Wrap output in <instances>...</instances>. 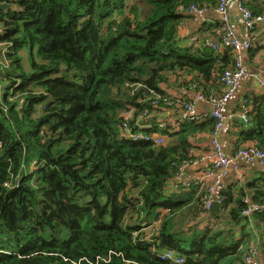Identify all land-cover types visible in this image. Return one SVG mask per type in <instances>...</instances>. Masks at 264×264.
Returning a JSON list of instances; mask_svg holds the SVG:
<instances>
[{"label": "trees", "instance_id": "obj_1", "mask_svg": "<svg viewBox=\"0 0 264 264\" xmlns=\"http://www.w3.org/2000/svg\"><path fill=\"white\" fill-rule=\"evenodd\" d=\"M217 1L0 0L11 5L0 8V264H221L251 241L239 228L256 219L264 229V210L243 214L247 197L264 203L263 188H228L214 214L202 208L206 190L167 192L196 134L216 133L214 118L185 116L177 131L157 119L178 101H164L171 77L208 93L233 64L179 43L185 10ZM263 98L242 132L262 150ZM146 227H157L152 240ZM164 248L183 262L163 259Z\"/></svg>", "mask_w": 264, "mask_h": 264}, {"label": "crops", "instance_id": "obj_2", "mask_svg": "<svg viewBox=\"0 0 264 264\" xmlns=\"http://www.w3.org/2000/svg\"><path fill=\"white\" fill-rule=\"evenodd\" d=\"M238 1L235 0L229 6L228 14L238 38L241 41L248 40L251 43V47L242 52V60L245 67L253 73V77L243 78L234 95L221 109L225 119L222 129L217 132L216 139L221 144L226 155L233 158L234 163L238 167L233 164L227 167L222 174L215 193V200L221 202V207L217 211L222 208V192L228 188H233L234 195H238L241 189L251 194L260 188L264 189V168L258 162H248L239 155L240 149L247 144L253 143V141H245L242 132L253 125L249 113L255 109V99L261 96L264 97V87L260 84H264V23L257 24L252 30L250 37L246 39L244 35V19L238 9ZM242 1L253 11L256 9L257 12L264 13V0ZM184 14L186 17L179 27V43L187 47H207L209 51L212 50L216 54H230L227 64L229 66L233 62L230 51L222 45L217 48L209 46L212 42L219 43L223 29L222 17L217 12L216 6H210L202 14L195 15L188 12H184ZM6 61L5 64L7 65L8 62ZM185 79L184 75L179 80L176 77H171L169 83L162 85V90L177 98L194 102L195 105L190 114L196 117L193 119L196 123L203 122L210 118L211 104L206 100H198L197 94L201 91L197 90L194 85L188 83ZM187 80H189V76H187ZM220 86L217 81L215 87L213 86L214 88L211 90L218 92L221 90ZM242 112H245L249 117L248 126L245 125L240 117ZM185 116H187L185 109L180 107L167 108V110L161 111L157 121H164L163 123L170 131H177L180 129L181 121ZM212 138L213 136L208 132L201 131L192 139V161L184 165L180 173L167 186V192L172 194L175 200L190 197L194 188L198 190L197 195L207 189V182H200V179L205 171L214 169L217 162L211 145ZM187 207L188 205L185 206V209ZM207 218L212 219L209 215H203L199 221H206ZM261 224L255 219L245 228H239L238 235L250 232L252 239L245 246V252L241 256L228 257L221 264H243L244 255L251 246L257 249V256L261 263L264 264V238L262 237L264 229Z\"/></svg>", "mask_w": 264, "mask_h": 264}, {"label": "built area", "instance_id": "obj_3", "mask_svg": "<svg viewBox=\"0 0 264 264\" xmlns=\"http://www.w3.org/2000/svg\"><path fill=\"white\" fill-rule=\"evenodd\" d=\"M235 0H218L216 5V10L222 17L223 21V29L220 34L219 43H210L209 46L212 48L220 47L221 45L228 49L232 54L233 64L224 69L222 73H220L218 82L221 85L220 91L211 90L208 93L199 92L197 94L198 100H206L211 104L212 110L210 112V118H214L216 120V133L213 135L212 138V148L214 152V157L217 159L214 169L207 170L204 172L203 177L200 179V182H207V189L202 196L201 204L202 208L205 212H210V208L212 203L215 201V193L217 186L220 183L222 174L224 173L225 169L231 165H235L233 158L226 155L225 151L223 150L221 144L216 139L217 132H219L224 123L225 116L223 115L221 109L222 107L229 101V99L234 95L237 87L240 84V81L243 78H252L253 73L245 67L243 60H242V52L247 50L251 47V43L246 41H241L238 36L236 35L234 28L232 26L231 20L229 18V6ZM209 7H198V6H191L190 8L186 9L185 12L191 14H202L205 12ZM238 9L242 14L244 19V35L246 39L250 37L252 30L255 26L259 23H264V13L256 14L254 13L242 0L238 1ZM2 29L0 27V33H2ZM264 44V43H263ZM262 87H264L263 83H260ZM165 103L167 106H173L174 99H178L175 102L173 108L183 106L187 112V116L190 119H195L194 115H191V111L194 108V102L188 101L182 103V98H177L175 96L169 95L165 93ZM160 98V96H157ZM170 100V101H169ZM181 100V101H179ZM155 105L158 106V102L155 101ZM162 109V107H161ZM167 110V108L165 109ZM241 119L244 121L245 125L248 126L249 124V117L245 112H242L240 115ZM159 125L161 128H165L166 125L163 122H160ZM151 126V125H150ZM149 126V127H150ZM125 135L127 138H132L133 140H141L142 135L140 134H131L129 129L125 130ZM155 138L157 143H164V137L162 133L155 134ZM239 155L244 157L248 162H258L262 168H264V150L257 147V145L253 142L250 144L245 145L242 149H240ZM186 165V164H185ZM212 183L210 184L211 181ZM247 202L250 203L249 208L243 212L244 215L250 216L254 212L264 210V203H254L250 197L245 199ZM222 201V198H221ZM158 225V224H156ZM155 225V226H156ZM157 230V227L150 228L146 227V238L148 240H152L151 238L154 237L153 233ZM161 257L163 259H171L176 263H181L184 260L183 256H178L177 253L173 249L164 248L159 251ZM243 264H262L257 256V249L253 246L249 247L244 255Z\"/></svg>", "mask_w": 264, "mask_h": 264}, {"label": "rangeland", "instance_id": "obj_4", "mask_svg": "<svg viewBox=\"0 0 264 264\" xmlns=\"http://www.w3.org/2000/svg\"><path fill=\"white\" fill-rule=\"evenodd\" d=\"M1 47L5 48L4 45H0V48H1ZM26 50H27V49H24V50H23L25 54H26ZM21 54H22V53H21ZM5 61H6V59H5L4 56L1 55V53H0V63H1V64H0V68L5 67ZM28 64H29L28 60H27V61L24 60V65H25V66H28ZM188 221H190V222L188 223ZM181 222L184 224V226H185L186 228H188V227H189V224L192 222V220H190V218L187 217V216H183V217H181ZM201 226H202V225H201Z\"/></svg>", "mask_w": 264, "mask_h": 264}, {"label": "water", "instance_id": "obj_5", "mask_svg": "<svg viewBox=\"0 0 264 264\" xmlns=\"http://www.w3.org/2000/svg\"><path fill=\"white\" fill-rule=\"evenodd\" d=\"M10 7H11L10 4H1V5H0V8H1V9H9ZM14 9H17V6H14ZM0 49H1V48H0ZM0 89H1V86H0ZM220 207H221V202L215 200V201L212 203V206H211V208H210V212H211L212 214H214V213L217 212V210H218Z\"/></svg>", "mask_w": 264, "mask_h": 264}]
</instances>
